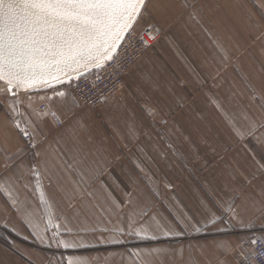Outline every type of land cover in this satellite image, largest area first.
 <instances>
[{
    "label": "crops",
    "instance_id": "1",
    "mask_svg": "<svg viewBox=\"0 0 264 264\" xmlns=\"http://www.w3.org/2000/svg\"><path fill=\"white\" fill-rule=\"evenodd\" d=\"M150 24L96 109L0 95V264H240L264 235V0H146Z\"/></svg>",
    "mask_w": 264,
    "mask_h": 264
},
{
    "label": "snow or ice",
    "instance_id": "2",
    "mask_svg": "<svg viewBox=\"0 0 264 264\" xmlns=\"http://www.w3.org/2000/svg\"><path fill=\"white\" fill-rule=\"evenodd\" d=\"M145 3L0 0V82L7 86L0 91L17 96L21 91L53 88L65 78L72 80L92 68H102L115 58ZM23 134L28 135L27 131ZM57 246L76 247L66 241H57ZM68 264L73 261L69 259Z\"/></svg>",
    "mask_w": 264,
    "mask_h": 264
},
{
    "label": "built area",
    "instance_id": "3",
    "mask_svg": "<svg viewBox=\"0 0 264 264\" xmlns=\"http://www.w3.org/2000/svg\"><path fill=\"white\" fill-rule=\"evenodd\" d=\"M159 32L150 24L145 30L138 31L134 28L126 34L120 43L114 59L108 61L102 68H92L82 77L65 80V87L78 108H98L105 100L116 96L125 87L127 72L136 64L158 41ZM48 106H41V110L47 111ZM56 126H62L63 120L56 114L50 113ZM18 122V121H17ZM28 135L23 137L29 150L35 148L30 132L24 127ZM255 241V243H253ZM236 256L240 264H264V235H245L238 248Z\"/></svg>",
    "mask_w": 264,
    "mask_h": 264
},
{
    "label": "rangeland",
    "instance_id": "4",
    "mask_svg": "<svg viewBox=\"0 0 264 264\" xmlns=\"http://www.w3.org/2000/svg\"><path fill=\"white\" fill-rule=\"evenodd\" d=\"M5 88H6V84L4 82H0V89H5ZM3 92H5V91H0V95H2Z\"/></svg>",
    "mask_w": 264,
    "mask_h": 264
}]
</instances>
